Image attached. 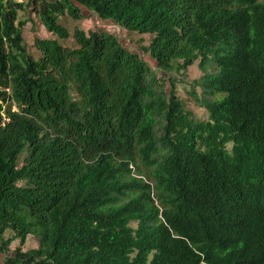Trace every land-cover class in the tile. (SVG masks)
<instances>
[{"label": "trees", "instance_id": "16d2710c", "mask_svg": "<svg viewBox=\"0 0 264 264\" xmlns=\"http://www.w3.org/2000/svg\"><path fill=\"white\" fill-rule=\"evenodd\" d=\"M82 7L149 44L77 26L65 46ZM193 65L205 120L170 76ZM263 210L264 0H0L5 264H264Z\"/></svg>", "mask_w": 264, "mask_h": 264}, {"label": "rangeland", "instance_id": "374dc122", "mask_svg": "<svg viewBox=\"0 0 264 264\" xmlns=\"http://www.w3.org/2000/svg\"><path fill=\"white\" fill-rule=\"evenodd\" d=\"M26 1V0H25ZM85 14L87 15L86 18L82 19L81 21H72L71 18H63L61 20V24L67 27L71 33V37L64 41V45L69 48H77L78 45L76 44V40L73 38V34L76 31V27L79 26L83 30H106L110 34H115L119 36V39L122 40V43L126 45V47H132L134 50H138V46L141 45H147L149 44L150 35H124V31L121 30L119 27L115 25V27H112L111 24L114 25L112 22H106L102 20L95 21L94 17L89 15V11L84 10ZM21 18H26V20L29 18V15L26 13H21ZM93 18V19H91ZM25 38L28 43V49L29 52L35 57H39V53L34 48V40L35 36L39 35L41 37H48L52 38L53 36L40 24L39 20L37 23L33 25L32 22H29L27 25V31L25 32ZM149 57V55H143V58ZM153 70L157 72V74L160 75V70L158 67L153 66ZM187 73V74H186ZM199 72L197 70V67H190V69L185 72V74H182L181 77L175 78V85H176V94L177 96L184 102L185 108L187 110H190L193 113V117L198 120H205L206 119V109L203 108L196 100L195 98L189 93L192 89H195L200 96H203L202 89L201 88H194V85L191 84V82H194L199 77ZM162 76V75H161ZM184 77V79H182ZM170 86V85H169ZM172 90V89H171ZM171 90H168V92H171ZM8 106V105H7ZM12 109L14 111L18 110V106L14 104L12 106ZM158 129V128H157ZM159 130V129H158ZM12 234L10 232H7L6 239H8ZM1 246V242H0ZM35 244L31 239H28L27 243L25 245L20 244V240L16 239L15 241H12L9 245V250L11 252H15L17 248L22 249L23 252H27L31 248H33ZM4 263V259L0 257V264Z\"/></svg>", "mask_w": 264, "mask_h": 264}, {"label": "clouds", "instance_id": "9594fccd", "mask_svg": "<svg viewBox=\"0 0 264 264\" xmlns=\"http://www.w3.org/2000/svg\"><path fill=\"white\" fill-rule=\"evenodd\" d=\"M83 8V10H86L84 7H82ZM87 11V10H86ZM85 13V12H84ZM86 15V14H85ZM89 15H91L92 17H94V19H95V21H98V20H101L100 19V17H99V15H93L92 13L90 14V12H89ZM87 16V15H86ZM91 19H93V18H91ZM106 22H111V21H106ZM113 23V22H112ZM111 26L112 27H115V25H113V24H111ZM94 31V30H93ZM147 59H151L150 57H145V61L147 60ZM152 60V59H151ZM153 61V60H152ZM146 62H148V61H146ZM154 62V61H153ZM148 63H150V62H148ZM154 63H156V62H154ZM151 64V63H150ZM152 65V67L153 66H157V63L156 64H151ZM191 67H197L196 65H193V66H191ZM190 69V68H189ZM170 76H172V77H174V79L175 78H179V77H181V74L179 75V74H176V73H171V75ZM172 89V87L171 86H168L167 87V90H171ZM235 188H236V190H238V191H240V192H243L244 190H243V187H242V185H235ZM263 213H264V210H263ZM232 216H233V219L238 223V224H240V225H243V224H245V222L247 221V222H250L252 219H249V218H245L243 215H239V214H235V213H233L232 212ZM260 225H261V223H259L258 224V227H260ZM262 233H264V230L262 231ZM258 251H259V254L261 255V257L264 259V241H260L259 243H258ZM2 255H3V258H5V254H3V253H1V257H2ZM3 264H5V263H3Z\"/></svg>", "mask_w": 264, "mask_h": 264}, {"label": "water", "instance_id": "95a60500", "mask_svg": "<svg viewBox=\"0 0 264 264\" xmlns=\"http://www.w3.org/2000/svg\"><path fill=\"white\" fill-rule=\"evenodd\" d=\"M146 61L150 62L151 64H156L151 59H147Z\"/></svg>", "mask_w": 264, "mask_h": 264}, {"label": "crops", "instance_id": "0c3cea01", "mask_svg": "<svg viewBox=\"0 0 264 264\" xmlns=\"http://www.w3.org/2000/svg\"><path fill=\"white\" fill-rule=\"evenodd\" d=\"M19 1H25V0H19ZM27 1V0H26ZM0 257H1V253H0ZM1 258H3V255H2V257Z\"/></svg>", "mask_w": 264, "mask_h": 264}]
</instances>
